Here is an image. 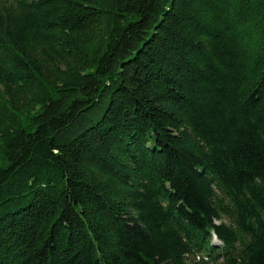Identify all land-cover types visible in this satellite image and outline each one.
<instances>
[{"label":"trees","instance_id":"trees-1","mask_svg":"<svg viewBox=\"0 0 264 264\" xmlns=\"http://www.w3.org/2000/svg\"><path fill=\"white\" fill-rule=\"evenodd\" d=\"M0 264H264V0H3Z\"/></svg>","mask_w":264,"mask_h":264},{"label":"rangeland","instance_id":"rangeland-1","mask_svg":"<svg viewBox=\"0 0 264 264\" xmlns=\"http://www.w3.org/2000/svg\"><path fill=\"white\" fill-rule=\"evenodd\" d=\"M1 2H3V0H0V3H1ZM214 242H216L215 239H214L213 243H214Z\"/></svg>","mask_w":264,"mask_h":264}]
</instances>
